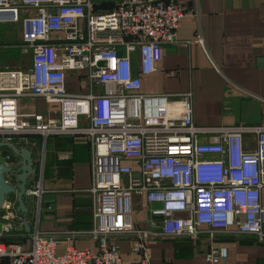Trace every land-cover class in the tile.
Wrapping results in <instances>:
<instances>
[{"label":"built area","instance_id":"obj_1","mask_svg":"<svg viewBox=\"0 0 264 264\" xmlns=\"http://www.w3.org/2000/svg\"><path fill=\"white\" fill-rule=\"evenodd\" d=\"M113 2L97 11L92 0H0V22H21L17 46L29 54L24 66L0 67V141L88 135V233L98 242L96 251L66 243L57 252L60 232L36 226L24 248L5 239L15 227L13 203L5 200L11 211L0 221V263L152 264L153 237L253 236L264 243V125H195L189 91L143 93L141 76L156 69L186 12L174 0ZM69 72L86 89L70 90ZM25 96L58 104L55 116L20 112L17 100ZM249 131L254 145L244 142ZM41 193L28 187V194ZM134 204L145 207L146 217H134ZM120 237L132 238L133 263L124 262ZM205 251L201 264H223L228 256L222 244Z\"/></svg>","mask_w":264,"mask_h":264},{"label":"crops","instance_id":"obj_2","mask_svg":"<svg viewBox=\"0 0 264 264\" xmlns=\"http://www.w3.org/2000/svg\"><path fill=\"white\" fill-rule=\"evenodd\" d=\"M104 1L108 0H92L93 4ZM174 1H179L186 13L179 18L175 41L162 45L156 69L141 76V91L165 92L173 97L189 91L195 125H264V62L259 61L264 59V0ZM94 10H106V7ZM28 61L29 55L11 67L24 66ZM66 83L73 91L86 89L72 72L68 73ZM17 102L20 112L37 111L54 116L50 109L52 103L43 97L25 96ZM211 134L214 133L200 135V140H208ZM27 136V143L10 141L32 150L34 172L28 178V187H41L42 193L40 198L29 194V231L25 230L22 215L15 209L14 195L6 198L13 203L11 221L15 222L7 236H15L24 248H29L30 232L37 226L43 232H60L57 252H62L66 243L96 251L97 239L88 233L93 227L88 190L91 187L88 135L78 130L50 133L45 137ZM255 139V132L244 133L245 144L254 145ZM0 154L5 160L10 156L8 164L20 160L6 146L0 147ZM35 168L40 170L37 185L34 184ZM7 178L15 181L12 173ZM261 195L264 199V187ZM11 210L1 207V222L7 221L2 215ZM146 215L143 206L134 212L136 219ZM118 243L124 262L133 263L138 255L131 250L132 238L120 237ZM210 244L227 247L228 256L223 264H264V243L253 236L221 235L212 241L207 236L200 239L153 237L148 241L152 264H201Z\"/></svg>","mask_w":264,"mask_h":264},{"label":"water","instance_id":"obj_3","mask_svg":"<svg viewBox=\"0 0 264 264\" xmlns=\"http://www.w3.org/2000/svg\"><path fill=\"white\" fill-rule=\"evenodd\" d=\"M114 4L113 1H104L100 4H93V9L105 8L109 9ZM259 61L264 62V59ZM6 146L13 153L20 156L17 163H6L4 157L0 154V208L3 206L6 198L14 194L15 209L22 215L23 226L26 231H29L30 224L27 221L29 213L28 204V178L33 174V153L27 146H18L12 141H0V147ZM12 173L15 176V181H9L7 175Z\"/></svg>","mask_w":264,"mask_h":264},{"label":"rangeland","instance_id":"obj_4","mask_svg":"<svg viewBox=\"0 0 264 264\" xmlns=\"http://www.w3.org/2000/svg\"><path fill=\"white\" fill-rule=\"evenodd\" d=\"M21 22H13L6 20L4 22H0V65L1 67H5L7 65L11 66L13 64H18L29 54H23L20 48L17 46L21 38ZM24 63V62H23ZM71 89L73 86L71 85ZM78 90L80 88H77ZM51 111L53 109H58V104H51ZM54 116L55 113L53 112ZM36 173L34 175L35 180L34 184L37 185L38 177L40 175V170L36 169ZM14 194L11 193L10 197ZM135 210H139L141 205L134 204Z\"/></svg>","mask_w":264,"mask_h":264},{"label":"trees","instance_id":"obj_5","mask_svg":"<svg viewBox=\"0 0 264 264\" xmlns=\"http://www.w3.org/2000/svg\"><path fill=\"white\" fill-rule=\"evenodd\" d=\"M0 209H1V208H0ZM5 239H7V240H12V239H15V236H12V237H10V236H6ZM15 240H18V239H15Z\"/></svg>","mask_w":264,"mask_h":264}]
</instances>
